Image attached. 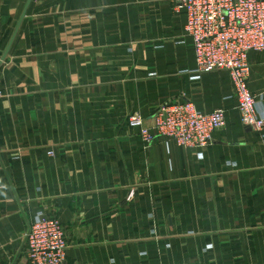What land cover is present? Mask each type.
I'll return each instance as SVG.
<instances>
[{
	"label": "crops",
	"instance_id": "0c3cea01",
	"mask_svg": "<svg viewBox=\"0 0 264 264\" xmlns=\"http://www.w3.org/2000/svg\"><path fill=\"white\" fill-rule=\"evenodd\" d=\"M26 1L0 0V58ZM185 21L175 0H31L0 66V264L26 262L36 216L66 264H264V131L197 72ZM248 70L264 116V53ZM181 100L225 111L206 148L126 126Z\"/></svg>",
	"mask_w": 264,
	"mask_h": 264
},
{
	"label": "built area",
	"instance_id": "2783aa9c",
	"mask_svg": "<svg viewBox=\"0 0 264 264\" xmlns=\"http://www.w3.org/2000/svg\"><path fill=\"white\" fill-rule=\"evenodd\" d=\"M185 15L184 31L190 38L197 72H225L230 79L241 123L257 133L264 131V116L248 88V56L264 53V0H177ZM152 127L138 114L127 117L149 146L156 136L182 148H206L214 132L226 126L222 109L199 111L189 100L160 106ZM264 136V135H263ZM26 262L13 264H66L65 232L58 220L36 216L24 235Z\"/></svg>",
	"mask_w": 264,
	"mask_h": 264
},
{
	"label": "rangeland",
	"instance_id": "374dc122",
	"mask_svg": "<svg viewBox=\"0 0 264 264\" xmlns=\"http://www.w3.org/2000/svg\"><path fill=\"white\" fill-rule=\"evenodd\" d=\"M175 2H177V0H175ZM224 74H222V75H224V77L225 76H227L228 74L227 73H225V72H223ZM227 74V75H226ZM199 76L200 75H198L197 74V82H200V80L198 79L199 78ZM229 78V77H228ZM199 80V81H198ZM211 78L210 77H207V82L211 85ZM222 82H221V91L219 92L220 94H222L223 92V95L221 96V98L219 97V100H221V102H228V103H230L233 99H234V92H233V89H232V92H231V88H229V87H227V83H225L226 81L223 79V78H221L220 79ZM203 81V80H202ZM230 81V80H229ZM230 84H231V82H230ZM0 96H1V93H0ZM214 99H216L215 98V96L213 97ZM142 117V116H141ZM143 118V117H142ZM144 119V122L146 121V119L145 118H143ZM151 119H152V117H151ZM126 126L128 127V122H127V119H126ZM129 128V127H128ZM129 129H131V128H129ZM181 261H183V260H181ZM184 262H186V260H184ZM183 264H188V263H183Z\"/></svg>",
	"mask_w": 264,
	"mask_h": 264
},
{
	"label": "water",
	"instance_id": "95a60500",
	"mask_svg": "<svg viewBox=\"0 0 264 264\" xmlns=\"http://www.w3.org/2000/svg\"><path fill=\"white\" fill-rule=\"evenodd\" d=\"M30 2H31V0H27L26 1V4L24 6V9H23V11L21 13V16H20V18L18 20V23L16 25L15 31H14V33H13V35H12V37H11V39H10L7 47H6V49L4 50V52L2 54V57L0 58V66L3 63V61L5 60V58L7 57L8 53H9V50H10L11 45L13 43V40H14L16 34H17V31H18V29H19V27L21 25L22 20L24 19L25 15H26V12H27V9H28V6H29Z\"/></svg>",
	"mask_w": 264,
	"mask_h": 264
}]
</instances>
